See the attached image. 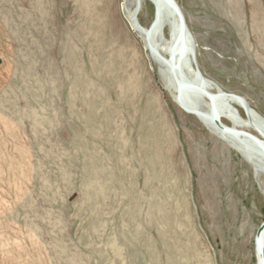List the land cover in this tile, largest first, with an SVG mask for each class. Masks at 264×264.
<instances>
[{
	"label": "rangeland",
	"instance_id": "1",
	"mask_svg": "<svg viewBox=\"0 0 264 264\" xmlns=\"http://www.w3.org/2000/svg\"><path fill=\"white\" fill-rule=\"evenodd\" d=\"M122 1L0 0V264H255L264 173L175 103ZM175 1L264 118V0Z\"/></svg>",
	"mask_w": 264,
	"mask_h": 264
},
{
	"label": "bare ground",
	"instance_id": "2",
	"mask_svg": "<svg viewBox=\"0 0 264 264\" xmlns=\"http://www.w3.org/2000/svg\"><path fill=\"white\" fill-rule=\"evenodd\" d=\"M147 2L153 7V15L149 24L144 26L139 23L137 16L143 4ZM155 7L158 11L156 15ZM122 9L131 29L142 39L150 59L157 65L163 83L175 103L184 111L196 116L209 131L229 143L256 171L264 173V120L260 114L249 104L233 96H224L218 106L213 108V103L206 97L200 98L201 95H197V98H187L177 93L175 80L179 78L201 83L210 92L217 90L214 81L205 77L203 73L205 77L203 79L196 74L190 60L191 54L184 49L186 43L184 46L181 41L176 43L178 33L181 32V24L172 4L168 0H123ZM240 110H243L245 116ZM217 117L227 128L223 129L215 123ZM223 118L228 120L230 125L222 123ZM245 128L254 130L256 134L246 132ZM233 129L246 134H238Z\"/></svg>",
	"mask_w": 264,
	"mask_h": 264
},
{
	"label": "water",
	"instance_id": "3",
	"mask_svg": "<svg viewBox=\"0 0 264 264\" xmlns=\"http://www.w3.org/2000/svg\"><path fill=\"white\" fill-rule=\"evenodd\" d=\"M168 2H170V4H172V7L175 9L176 13L178 14L179 20H180V24H181V32L178 33V39L177 42L179 41L182 42L183 46L186 43V47L184 46V49L186 48V50L191 54V61L194 65V69L196 71V74L201 78H205L202 74V72L200 71L198 64L196 62V57H195V45H194V39L186 25L183 13L181 11V8L179 7V5L177 4V2L175 0H168ZM157 8L155 7V15L157 13ZM135 21L137 22V19L135 17ZM176 79V78H175ZM175 83L177 84V93L179 94V96H185L187 98H192V97H196L197 95H201L200 98L206 97L207 99H209V101H211L213 103V108H216V106H218V104L221 102V100L224 98V96H233L235 98H238L239 100L243 101V103L248 104L247 101L240 95L235 94V93H231V92H226L224 90H222V88L217 84H216V92H210L206 87H204L201 83L197 84L196 81L193 80H188L185 78H179V80H175ZM195 90V92L193 91ZM200 93V94H199ZM211 96V97H209ZM264 120V118H263ZM215 123L219 126H222L223 129L227 128L225 126H223L219 120L218 117L215 118ZM234 132H238V134L241 133H245L243 131L240 130H236L233 129ZM246 134V133H245ZM263 232H264V219L263 221L260 223V225L258 226L255 236H254V248H255V255H256V261L255 264H264V236H263Z\"/></svg>",
	"mask_w": 264,
	"mask_h": 264
}]
</instances>
